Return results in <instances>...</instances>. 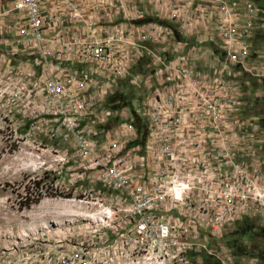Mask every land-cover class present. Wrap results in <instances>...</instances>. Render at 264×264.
<instances>
[{
  "label": "built area",
  "instance_id": "obj_1",
  "mask_svg": "<svg viewBox=\"0 0 264 264\" xmlns=\"http://www.w3.org/2000/svg\"><path fill=\"white\" fill-rule=\"evenodd\" d=\"M53 1L12 0L0 8V82L18 124L59 142L47 147L59 161L51 170L76 182L79 201L95 207L90 216L121 217L111 237L104 233L90 252L76 253V264H202L203 253L232 264L222 235L242 217L264 224V133L243 116L240 85L226 71L249 57L256 8L217 0L208 18L222 64L180 68L176 83L144 100L134 110L145 134L135 142L129 108L118 120L106 96L154 52L145 41H160L169 28L156 24L153 34L129 40L104 12L132 0H59L61 7L43 11ZM172 9L182 22L194 13ZM134 14L142 15L135 6Z\"/></svg>",
  "mask_w": 264,
  "mask_h": 264
},
{
  "label": "rangeland",
  "instance_id": "obj_2",
  "mask_svg": "<svg viewBox=\"0 0 264 264\" xmlns=\"http://www.w3.org/2000/svg\"><path fill=\"white\" fill-rule=\"evenodd\" d=\"M139 1H145L150 19H159L162 26L169 28L162 43L151 39L149 46L164 48L169 45L161 52L166 53L168 49L171 53L144 54L130 66L127 77L107 93L106 101L116 111L118 120L124 115L120 112L123 107L140 109L143 101L161 86L176 83L180 68L206 71L219 67L221 55H224L215 31L188 37L186 22L174 17L171 22L165 15L157 19L154 0H134L131 4ZM133 5L125 7L124 12H113L108 17L110 23L128 26L137 20ZM246 5L253 6L257 12L248 39L249 57L244 66L229 63L226 71L240 85L243 116L264 133V0H245L240 4ZM185 11L178 13L184 15ZM175 41L187 42L176 44ZM0 48H4L1 41ZM188 50L192 55H178ZM9 84L6 89L10 88ZM1 89L0 82V264H76V253L90 252L104 233L111 237V224L117 225L121 217L101 220L90 216L95 207L79 201L81 196L76 182L68 184L63 173L51 170L59 161L50 157L47 147H61L59 142L41 128L28 131L27 125L18 124L20 116L12 108L9 91ZM130 112L131 123L137 129L139 125V137L141 120L135 112ZM81 184L85 186V182ZM103 191L101 196L110 204L109 189ZM208 239L214 242L211 237ZM220 240L232 264H264V224L257 217L236 221ZM204 255L208 256L207 264L216 260L213 255Z\"/></svg>",
  "mask_w": 264,
  "mask_h": 264
},
{
  "label": "crops",
  "instance_id": "obj_3",
  "mask_svg": "<svg viewBox=\"0 0 264 264\" xmlns=\"http://www.w3.org/2000/svg\"><path fill=\"white\" fill-rule=\"evenodd\" d=\"M12 0H0V8L10 5ZM80 3L81 0H78ZM115 1V0H114ZM118 1V0H117ZM116 1V2H117ZM120 1V0H119ZM134 1V0H132ZM152 1V0H150ZM159 2H157L156 0H154L153 2L155 3V7L153 10H155V14L157 19L159 16H163L165 15L167 18H170L168 20H173V18L171 17V12H172V6L176 7L177 12H180L182 10H186V8L188 9H193V16L190 20L186 21L187 26H186V36L191 37L193 35H198V34H211L214 31V27L212 26V22L210 21V19L208 18V10L215 7L217 0H194L192 1V4L189 5V1L188 0H158ZM141 1L138 2V4H134L135 7H138L141 11V16L137 17V20H133L132 22H130V24H128V26L117 23L114 24L116 27L122 28L125 31H123V33H121L122 36H125V38L131 40L134 39L136 36L139 35V33L141 32H146V33H152L153 34V29H151L152 26L156 25V24H162V22L150 19V15H148L147 13V8L145 6V1L143 3H140ZM61 1H53V2H45L44 3V9L43 11H55L57 8L61 7ZM133 5V4H132ZM125 7H123V10L121 11H125ZM92 15L97 14V16L99 15L97 12L92 11ZM114 11L110 10V7L108 6V10L107 13L104 12L105 15H108V17L110 15L113 14ZM103 15V14H102ZM149 18V20H143L144 18ZM172 22V21H171ZM167 25V24H166ZM184 34V33H183ZM163 37L160 39L159 43H162L161 41L163 39H165L166 35H162ZM164 42V41H163ZM187 41H175V43L177 44H185ZM3 43V42H2ZM158 43V44H159ZM171 43V42H169ZM175 43H173V45H176ZM145 44L149 46V44H151V41H145ZM5 46V45H4ZM177 46V45H176ZM169 45H165L164 48H168ZM154 48L155 50L154 52H152V55H170L171 51L167 49L166 53L161 52L162 49H164L162 46ZM192 51L188 50L185 53H180L178 55H192L191 53ZM151 55V54H150Z\"/></svg>",
  "mask_w": 264,
  "mask_h": 264
},
{
  "label": "trees",
  "instance_id": "obj_4",
  "mask_svg": "<svg viewBox=\"0 0 264 264\" xmlns=\"http://www.w3.org/2000/svg\"><path fill=\"white\" fill-rule=\"evenodd\" d=\"M133 113L135 112V110L133 109V108H131L130 109ZM136 113V112H135ZM137 114V113H136ZM138 115V114H137ZM139 116V115H138ZM139 119L141 120V127H142V130H141V133H140V136H139V138L137 139V140H134L135 142L136 141H141L142 139H143V137H144V134H145V127H144V123H143V121H142V119H141V117L139 116ZM137 130H139V125H138V129ZM133 141V142H134ZM243 218H247V217H242L241 219H243ZM241 219H239V220H241ZM238 220V221H239ZM207 257L208 256H206V255H204V253L202 254V264H207ZM211 264H220L219 263V261L218 260H215L214 262H211Z\"/></svg>",
  "mask_w": 264,
  "mask_h": 264
}]
</instances>
